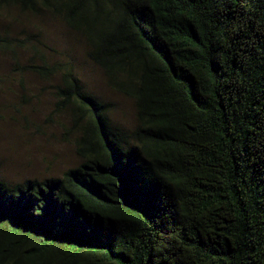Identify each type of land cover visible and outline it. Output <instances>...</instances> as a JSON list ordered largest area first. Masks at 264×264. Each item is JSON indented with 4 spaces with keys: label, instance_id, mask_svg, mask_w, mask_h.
<instances>
[{
    "label": "trees",
    "instance_id": "16d2710c",
    "mask_svg": "<svg viewBox=\"0 0 264 264\" xmlns=\"http://www.w3.org/2000/svg\"><path fill=\"white\" fill-rule=\"evenodd\" d=\"M13 7L83 35L138 125H115L71 63H25L59 77L82 163L0 178V264H264V0H0Z\"/></svg>",
    "mask_w": 264,
    "mask_h": 264
},
{
    "label": "rangeland",
    "instance_id": "374dc122",
    "mask_svg": "<svg viewBox=\"0 0 264 264\" xmlns=\"http://www.w3.org/2000/svg\"><path fill=\"white\" fill-rule=\"evenodd\" d=\"M27 40L16 55L0 48V178L11 185L27 179L61 177L82 163L70 118L55 112L50 79L23 68L43 58L71 63L86 88L112 104L113 123L126 131L138 125L133 98L113 88L104 71L89 58L85 37L46 10L0 9V37ZM39 56L33 57L34 49Z\"/></svg>",
    "mask_w": 264,
    "mask_h": 264
}]
</instances>
